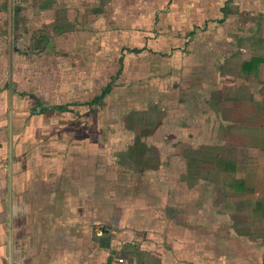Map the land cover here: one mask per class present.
Returning <instances> with one entry per match:
<instances>
[{
    "label": "crops",
    "instance_id": "1",
    "mask_svg": "<svg viewBox=\"0 0 264 264\" xmlns=\"http://www.w3.org/2000/svg\"><path fill=\"white\" fill-rule=\"evenodd\" d=\"M169 1L149 21L152 29L133 20L127 52L118 53L114 77L137 57L150 58L140 102L156 110L144 114L147 135L117 157L99 148L103 134L90 133V113L70 110L72 100L47 102L40 92L33 111L12 112V25L0 21V41L5 25L9 38L0 57L7 81L0 88V264H264V0ZM112 9L84 24L107 28ZM108 34L124 47L117 32ZM105 86L100 104L112 83ZM19 102L26 109L28 101ZM52 108L84 131L57 121L65 131L47 133L38 119ZM149 138L159 145L154 159H147Z\"/></svg>",
    "mask_w": 264,
    "mask_h": 264
},
{
    "label": "rangeland",
    "instance_id": "2",
    "mask_svg": "<svg viewBox=\"0 0 264 264\" xmlns=\"http://www.w3.org/2000/svg\"><path fill=\"white\" fill-rule=\"evenodd\" d=\"M10 1L9 6L7 5L5 8L0 7V21L5 19L7 23L12 25L10 36L12 76L16 74L12 82L14 87L11 97L12 112L21 114L22 112L33 111L30 104H32L35 99L37 100L36 104H38V95L40 92L47 98V102L48 100H53L54 102L72 100V102L74 101L76 104L72 105L70 110L74 109L73 111L77 113L87 109V114L90 113L89 115L91 116V124L89 125L90 133L94 134V136L95 134H103L101 140L104 144H101L99 148L104 150L106 148V152L114 156L115 154H119L116 153L117 150H121V148L126 149L127 146L137 141L138 135L139 137L141 135H147L145 134L147 122L145 121L144 114L149 117L153 114V110L156 109L146 104V102H140V98L145 97L147 94L145 79L148 77L150 71V58L144 57V55L140 56V59L137 57V61L140 60L138 65L135 64L130 67V64H125L123 73L118 75V77H114L113 73L115 70L114 68L117 67L116 62L118 61V53L120 54L123 52V54H125V52H127L125 48L128 45L125 44V38L127 31L132 28L129 27V25L132 24L134 19H139V21L143 20L140 22L148 25V27L152 29L153 27L150 26L151 22L149 23V21L153 16L159 14V8L166 7L165 4L168 3L169 0ZM171 1L173 0L169 2ZM174 1L180 3L179 0ZM41 3L44 5V8L43 11L38 12ZM103 7L107 9H118L119 16L115 15L116 12L114 9L107 12L110 20L109 22L112 25L107 24V26L109 25L108 27L106 26L107 28L101 29L102 27L98 25L96 27H90L84 24L89 21V18L92 22L94 19H96L95 21L97 22L98 14L103 11ZM136 9H138V11H136ZM29 11L33 12V14ZM112 14L114 15L112 16ZM45 19L49 20L48 28L42 27V22H44ZM83 29L87 31L85 34ZM3 30L6 38L0 41L2 42L0 43V57L5 55L6 58L9 39L7 36L8 26L5 25L2 31ZM89 30L92 32V35H88ZM109 31L113 34L117 32L122 38L124 46L122 49L117 38H115L116 44L114 41L112 43L108 41L109 38L107 37L110 36L109 34L107 36V32ZM0 33L3 32L0 31ZM42 34H46L47 37L51 39H46L43 46L37 41V38ZM139 36L141 37L142 35ZM106 40L108 44L107 47L102 49L103 55H101V48L98 46L100 44V47H102V43L106 42ZM86 41L92 44H87L85 43ZM38 45H40V47H38ZM129 47L132 48V46ZM119 49H121V51H118ZM89 50H91L92 53L91 58L87 55ZM0 61L2 62V60ZM84 63H90L92 69L90 75L84 73V68L86 67ZM103 65L106 66L104 67ZM102 68H105V70L103 71ZM100 72H102V74H100ZM15 81H17V83ZM19 82L21 83L20 85L18 84ZM121 82L123 85L117 86L116 88L115 84ZM109 83H112L111 92L105 94L102 100L103 102L100 104V97L97 96L100 94V91H104L108 88L105 85ZM83 84L86 86L82 90L81 87H83ZM88 84L89 86L87 87ZM2 87H7V81L6 78L2 80V77H0V88ZM18 92L24 94L25 97L19 95ZM5 94L7 104V90ZM95 97H97L96 100L98 101L93 102L92 99ZM25 99L28 101L26 106L27 111L24 107H19V101L21 100V102H23ZM82 101H85V106L82 105ZM159 108L160 106L158 109ZM37 110L38 106L36 111ZM51 113H53L54 116L48 115ZM67 113H65V111L64 113L58 112L57 109L52 108L43 119H37L39 120V124L40 120H43L41 123L45 127L44 130L47 129V133L50 134L57 133V131H65L59 129V127L57 128V121L63 129L84 131L83 126H79L80 123L76 117L71 115L70 120ZM70 114L71 112H69V116ZM67 118L69 120H67ZM162 119H164V113L160 111L158 115L155 116V120L158 122ZM132 121H139V125L141 124L145 129L141 132L138 131L136 125H134ZM36 127L38 129L37 125ZM86 131H89L88 128H86ZM156 135L159 136L160 134ZM161 136L164 137V139L170 138L174 142V138H178L179 134H161ZM165 140L168 141V139ZM148 142L152 143L153 140L149 138ZM153 144L154 149L150 150L147 159L156 158L158 153L157 146L159 145L155 141ZM173 144L174 143H172V145ZM192 145H194V142ZM138 153H142L141 148ZM122 154L123 153H120L119 156H122ZM177 158L178 157H174V162H178ZM153 162V166H156L157 162L159 163V161ZM171 190L174 192L175 187H172Z\"/></svg>",
    "mask_w": 264,
    "mask_h": 264
},
{
    "label": "water",
    "instance_id": "3",
    "mask_svg": "<svg viewBox=\"0 0 264 264\" xmlns=\"http://www.w3.org/2000/svg\"><path fill=\"white\" fill-rule=\"evenodd\" d=\"M10 134H11V131H10ZM9 170L11 169V157H10V159H9ZM7 262L8 263H10V251H9V254H8V256H7Z\"/></svg>",
    "mask_w": 264,
    "mask_h": 264
},
{
    "label": "built area",
    "instance_id": "4",
    "mask_svg": "<svg viewBox=\"0 0 264 264\" xmlns=\"http://www.w3.org/2000/svg\"><path fill=\"white\" fill-rule=\"evenodd\" d=\"M119 262H122V259L121 258H119V260H118Z\"/></svg>",
    "mask_w": 264,
    "mask_h": 264
},
{
    "label": "trees",
    "instance_id": "5",
    "mask_svg": "<svg viewBox=\"0 0 264 264\" xmlns=\"http://www.w3.org/2000/svg\"><path fill=\"white\" fill-rule=\"evenodd\" d=\"M106 90H107V89H105V90L103 91V94L106 92Z\"/></svg>",
    "mask_w": 264,
    "mask_h": 264
}]
</instances>
